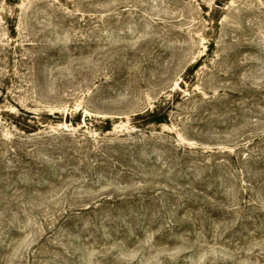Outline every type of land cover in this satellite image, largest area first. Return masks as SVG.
<instances>
[{
  "label": "rangeland",
  "instance_id": "rangeland-1",
  "mask_svg": "<svg viewBox=\"0 0 264 264\" xmlns=\"http://www.w3.org/2000/svg\"><path fill=\"white\" fill-rule=\"evenodd\" d=\"M0 264H264V0H0Z\"/></svg>",
  "mask_w": 264,
  "mask_h": 264
}]
</instances>
